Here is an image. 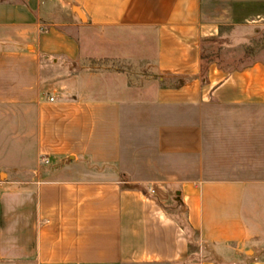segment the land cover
I'll return each mask as SVG.
<instances>
[{"label": "crops", "instance_id": "1", "mask_svg": "<svg viewBox=\"0 0 264 264\" xmlns=\"http://www.w3.org/2000/svg\"><path fill=\"white\" fill-rule=\"evenodd\" d=\"M262 21L264 0H0V108L35 136L0 180V264H264V62L201 73L205 39ZM101 59L150 74L68 73Z\"/></svg>", "mask_w": 264, "mask_h": 264}, {"label": "rangeland", "instance_id": "2", "mask_svg": "<svg viewBox=\"0 0 264 264\" xmlns=\"http://www.w3.org/2000/svg\"><path fill=\"white\" fill-rule=\"evenodd\" d=\"M205 46L207 52L217 57L214 59V63H217L221 68L227 71L239 70L256 62H264V21L259 23H246L237 27H226L224 33L217 39L216 43H209ZM149 63H151V61L144 62L127 59L86 60L83 64L76 63L73 66H69L70 71H68V73H75L83 69L82 66L85 65V67L92 70L117 71L119 73L130 74V80L138 82L141 77H146L150 74L148 69L146 71L144 70ZM61 73L65 74L66 72L57 71L56 75ZM0 111L5 112L4 118L0 120L2 123V128H0V145H2L0 146V180L5 181L7 179V174H9L10 177L15 174L14 168L20 170L28 168L26 165L23 166L22 164H26L33 158L34 152L32 150V145L35 136L32 131L28 129L29 123L27 118H11L8 114H11L12 108L4 107L0 108ZM29 148L30 151L28 150ZM14 166H18L19 168ZM136 186L143 188L140 185ZM171 192L170 198L166 200L164 205H166L170 211H172V209L174 210L172 213L180 222H185L184 209L176 205L175 191L171 190ZM148 193L154 195L155 191L150 190ZM190 238L193 244L198 241V236L195 233L191 232ZM193 251H199V246L196 249L193 247ZM247 257L248 256H245L243 260Z\"/></svg>", "mask_w": 264, "mask_h": 264}, {"label": "trees", "instance_id": "3", "mask_svg": "<svg viewBox=\"0 0 264 264\" xmlns=\"http://www.w3.org/2000/svg\"><path fill=\"white\" fill-rule=\"evenodd\" d=\"M219 38H220V36L217 39H219ZM217 39H205L203 41L202 54H201V61H202L201 73H202L203 78L207 77L209 65L214 62L215 58H217L216 56H214V54H211V53L206 51L205 45L209 44V43L210 44L216 43ZM158 201L160 204H162L164 206V204L160 200H158ZM179 224H180L181 228L187 233V235L189 237V256L191 257L193 254L198 252V251H193V247H195V249L198 247V241L195 242V244H193V241L190 238V233L191 232L195 233L197 236H198V233L191 228V226L189 225V223L186 220H185V222L179 221ZM191 259H192V257H191Z\"/></svg>", "mask_w": 264, "mask_h": 264}]
</instances>
